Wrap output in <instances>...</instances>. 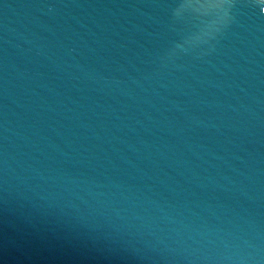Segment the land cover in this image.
Returning <instances> with one entry per match:
<instances>
[{
    "label": "water",
    "instance_id": "obj_1",
    "mask_svg": "<svg viewBox=\"0 0 264 264\" xmlns=\"http://www.w3.org/2000/svg\"><path fill=\"white\" fill-rule=\"evenodd\" d=\"M0 264H264V0H0Z\"/></svg>",
    "mask_w": 264,
    "mask_h": 264
}]
</instances>
